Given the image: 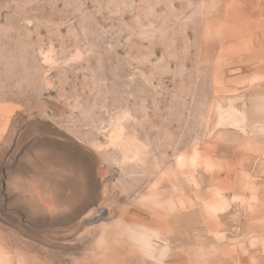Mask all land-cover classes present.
<instances>
[{
  "label": "rangeland",
  "instance_id": "obj_1",
  "mask_svg": "<svg viewBox=\"0 0 264 264\" xmlns=\"http://www.w3.org/2000/svg\"><path fill=\"white\" fill-rule=\"evenodd\" d=\"M0 264H264V0H0Z\"/></svg>",
  "mask_w": 264,
  "mask_h": 264
},
{
  "label": "bare ground",
  "instance_id": "obj_2",
  "mask_svg": "<svg viewBox=\"0 0 264 264\" xmlns=\"http://www.w3.org/2000/svg\"><path fill=\"white\" fill-rule=\"evenodd\" d=\"M102 162V161H101ZM107 168H109V169H115L114 168V166L112 165V164H110V163H107L106 165H105ZM97 170H99V172H100V170H101V168H100V166H98V169ZM97 211H100V212H103L104 210H105V208L103 207V206H100V205H98V207H97V209H96ZM96 215V214H95ZM95 215H93L92 213H89V214H87L86 216H84L85 218H87L89 221V223H92V222H95L96 220H97V218H95ZM141 228H144V227H141ZM141 228H140V231H141ZM133 230H135V228L133 229ZM145 230V229H144ZM143 230V233L145 232ZM147 230V229H146ZM150 230V229H149ZM148 230V231H149ZM147 231V232H148ZM138 232V231H137ZM146 233V232H145ZM144 233V234H145ZM144 234H142V235H144ZM144 239V238H143Z\"/></svg>",
  "mask_w": 264,
  "mask_h": 264
}]
</instances>
